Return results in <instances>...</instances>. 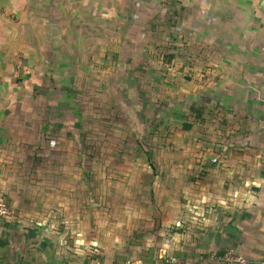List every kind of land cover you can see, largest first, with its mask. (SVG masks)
<instances>
[{
	"label": "rangeland",
	"instance_id": "rangeland-1",
	"mask_svg": "<svg viewBox=\"0 0 264 264\" xmlns=\"http://www.w3.org/2000/svg\"><path fill=\"white\" fill-rule=\"evenodd\" d=\"M173 8L112 17L110 37L95 28L79 42L78 69L47 80L23 120L28 129L14 135L8 169L19 177L0 201L10 223L43 224L46 252H62L58 264H172L173 233L197 226L198 198L185 216L188 181L197 191L216 158L202 149L198 85L184 71L198 63L199 46L175 18L164 24Z\"/></svg>",
	"mask_w": 264,
	"mask_h": 264
},
{
	"label": "crops",
	"instance_id": "crops-1",
	"mask_svg": "<svg viewBox=\"0 0 264 264\" xmlns=\"http://www.w3.org/2000/svg\"><path fill=\"white\" fill-rule=\"evenodd\" d=\"M164 2L174 6L164 24L175 18L176 30L199 46L198 63L190 62L184 71L188 83L198 85L202 149L216 158L213 169L205 162L208 172L197 191L188 181L185 216L194 207L191 198H198L199 220L195 229L184 220L182 234L173 233L170 260L225 264L212 253L232 251L243 260L234 264H259L264 258V0H0V193L10 195L19 177L9 173L13 158L7 151L20 143L14 135L28 129L23 120L31 117L30 104L41 100L38 91L48 79L53 83L63 70L78 69L79 42L94 39L95 28L110 37L112 17L122 23L129 16L141 19L143 9ZM23 147L30 145L15 148ZM9 221L0 220V264H58L62 252L47 253L52 244L41 238L42 223Z\"/></svg>",
	"mask_w": 264,
	"mask_h": 264
},
{
	"label": "built area",
	"instance_id": "built-area-1",
	"mask_svg": "<svg viewBox=\"0 0 264 264\" xmlns=\"http://www.w3.org/2000/svg\"><path fill=\"white\" fill-rule=\"evenodd\" d=\"M11 218L10 210L0 201V220H7ZM211 258L221 261L225 264H234L236 262H243L240 256L232 251H227L221 255L217 253H212ZM259 264H264V258L261 259Z\"/></svg>",
	"mask_w": 264,
	"mask_h": 264
},
{
	"label": "trees",
	"instance_id": "trees-1",
	"mask_svg": "<svg viewBox=\"0 0 264 264\" xmlns=\"http://www.w3.org/2000/svg\"><path fill=\"white\" fill-rule=\"evenodd\" d=\"M200 119H201V114H200V111H199V108H198V110H195V120L197 122H199ZM190 127H191L190 125L187 126V128H190Z\"/></svg>",
	"mask_w": 264,
	"mask_h": 264
}]
</instances>
